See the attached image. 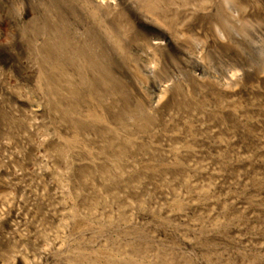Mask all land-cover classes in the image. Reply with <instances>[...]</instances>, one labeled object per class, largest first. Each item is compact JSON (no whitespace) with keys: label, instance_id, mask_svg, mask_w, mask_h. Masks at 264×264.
Wrapping results in <instances>:
<instances>
[{"label":"bare ground","instance_id":"obj_1","mask_svg":"<svg viewBox=\"0 0 264 264\" xmlns=\"http://www.w3.org/2000/svg\"><path fill=\"white\" fill-rule=\"evenodd\" d=\"M62 4L0 53V264H264V0Z\"/></svg>","mask_w":264,"mask_h":264},{"label":"rangeland","instance_id":"obj_2","mask_svg":"<svg viewBox=\"0 0 264 264\" xmlns=\"http://www.w3.org/2000/svg\"><path fill=\"white\" fill-rule=\"evenodd\" d=\"M12 2V3H11ZM61 2H64V3H67V0L66 1H63V0H0V44L2 46H0V53L2 54V56H4V58H9L11 60H16V56H17V53H19V57L20 55L22 56L21 52L23 51V45H20L21 43V38H22V35H23V24L18 22V20L15 21L14 17H13V13H14V9L17 8V7H20V8H24V7H30L29 11L31 13H29L27 15V17L25 18L26 21H28L29 19H31L32 17H40L42 16V11L41 9L38 7L40 5H45L46 7H50V8H54V11H62V9L64 10V6L63 4H61ZM5 3V4H4ZM9 3L11 4H14L16 7H14V9L11 8H7L9 6ZM33 3V4H32ZM60 3V4H59ZM49 4V5H48ZM50 4L52 6H50ZM20 5V6H19ZM33 5V6H32ZM58 5V6H57ZM60 5V6H59ZM35 6V7H34ZM38 8H37V7ZM55 6V7H54ZM7 8V9H6ZM32 8V9H31ZM37 8V9H36ZM62 8V9H61ZM58 9V10H57ZM60 9V10H59ZM9 10V11H8ZM41 13V14H39ZM35 15V16H33ZM11 18V19H10ZM28 19V20H27ZM10 20H14V21H10ZM25 22V21H24ZM20 27V29H19ZM21 33V34H20ZM25 33V31H24ZM21 37V38H20ZM20 38V39H19ZM14 40V41H13ZM16 40V41H15ZM19 40V41H18ZM11 41V42H9ZM18 41V42H17ZM6 42V43H5ZM8 42V43H7ZM12 43V44H11ZM14 43V44H13ZM19 43V44H18ZM5 44V45H3ZM12 48L8 46V45ZM22 44V43H21ZM6 46V47H4ZM19 46V47H18ZM21 46V47H20ZM4 47V48H3ZM17 47L19 48V50L17 49ZM22 48V50L20 49ZM7 49V50H6ZM3 50V51H1ZM10 52H9V51ZM15 52H14V51ZM9 52V54H8ZM12 53V54H11ZM16 53V54H15ZM6 54V55H5ZM8 55V56H7ZM14 58V59H13ZM113 62V60H112ZM113 64H116L115 62H113ZM2 65V66H1ZM6 65H4L2 63V60L0 59V67L1 69L3 68V71H6L8 70L7 72H11L10 69H12V74H14L15 76V79L17 80L16 84H21L20 86L25 90L27 91L28 89H31V85L30 83L27 81H21V79L19 78L20 75L19 72L21 73V69H18V71H15L14 68H10L9 69V66L5 67ZM114 66V70H116V65H113ZM5 69V70H4ZM18 73V74H17ZM21 77V76H20ZM25 85V86H24ZM29 85V86H28ZM29 87V88H28ZM30 91V90H28Z\"/></svg>","mask_w":264,"mask_h":264}]
</instances>
